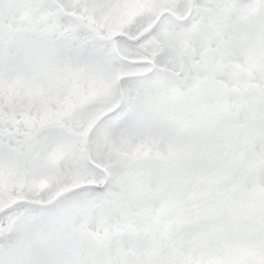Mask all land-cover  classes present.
<instances>
[{
  "label": "snow or ice",
  "instance_id": "snow-or-ice-1",
  "mask_svg": "<svg viewBox=\"0 0 264 264\" xmlns=\"http://www.w3.org/2000/svg\"><path fill=\"white\" fill-rule=\"evenodd\" d=\"M0 264H264V0H0Z\"/></svg>",
  "mask_w": 264,
  "mask_h": 264
}]
</instances>
